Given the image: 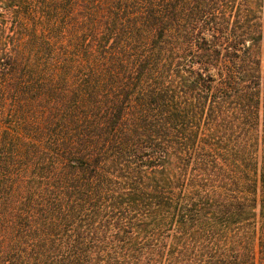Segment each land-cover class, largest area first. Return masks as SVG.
<instances>
[{
    "label": "trees",
    "instance_id": "1",
    "mask_svg": "<svg viewBox=\"0 0 264 264\" xmlns=\"http://www.w3.org/2000/svg\"><path fill=\"white\" fill-rule=\"evenodd\" d=\"M0 264H264V0H0Z\"/></svg>",
    "mask_w": 264,
    "mask_h": 264
}]
</instances>
